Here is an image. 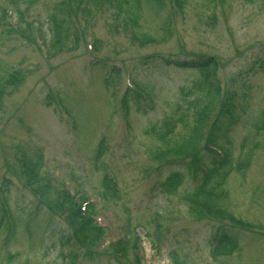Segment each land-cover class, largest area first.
I'll list each match as a JSON object with an SVG mask.
<instances>
[{
    "label": "rangeland",
    "instance_id": "rangeland-1",
    "mask_svg": "<svg viewBox=\"0 0 264 264\" xmlns=\"http://www.w3.org/2000/svg\"><path fill=\"white\" fill-rule=\"evenodd\" d=\"M61 1L71 8L73 0H0V78L14 70L23 78L12 89L0 84V264H70L71 249L78 254L74 264H134L136 253L145 260L139 264H264V130L255 129L264 113V0H187L181 12L172 11L168 0L158 12L143 5L136 33L158 40L144 47L111 27L112 11L103 2L92 4L93 16L83 25L82 9L90 2L82 0L71 10L81 43L49 58L45 21ZM166 17L172 35L162 41L159 27ZM23 30L30 39L21 36ZM203 57L217 62L221 122L229 124L223 139L216 136L233 162L243 156L250 162L228 176L221 212L193 217L183 196L199 181L185 177L174 195L161 193L160 183L183 163L155 160L159 144L145 132L178 102L180 86L200 79L195 69L165 66L159 59ZM126 73L150 100L140 99L142 112L131 103L120 105ZM58 106L69 119L59 117ZM225 111L234 122L223 118ZM184 133L178 127L173 139ZM102 139L106 150L95 161ZM104 176L116 183L117 201L102 198ZM62 181L86 192L98 222L108 223L97 243L62 245L70 235L66 219L55 212ZM234 220L256 233L239 232L240 251L213 259L210 243L221 229L237 234ZM134 234L141 250L130 244L118 259L113 243Z\"/></svg>",
    "mask_w": 264,
    "mask_h": 264
},
{
    "label": "trees",
    "instance_id": "trees-1",
    "mask_svg": "<svg viewBox=\"0 0 264 264\" xmlns=\"http://www.w3.org/2000/svg\"><path fill=\"white\" fill-rule=\"evenodd\" d=\"M101 1L90 0L92 4ZM185 1L177 0L180 10ZM81 2L82 0H74V4L70 8L65 2L61 1L51 8V12L47 17L48 29L51 35L50 40L46 44L49 57L62 51L69 53L77 49L80 38L70 13L71 10L78 8ZM142 2L149 5L154 11H159L163 8V0H106V4L113 10L111 27L115 31L123 33L131 43H136L141 47L158 42L157 39L150 35L136 33V30L140 28ZM88 9V12L84 9H82V12L91 17L92 8L89 7ZM159 29L163 32L162 41L171 35L168 20L162 21ZM25 32V30L22 32L23 37H27L24 34ZM162 63L165 65L173 64L175 67L183 69L195 68L199 71L201 79L190 86L180 87L178 89V102L159 123L151 126L145 132L147 136L154 138L159 143V146L153 152L154 159H166L183 163L181 168L169 173L160 183V191L166 195H174L185 177H191L192 179L201 178V170L196 164H207L210 168L207 177L202 179V183L193 192L186 194L184 197L194 204L203 205L209 211L216 210L220 206L219 203L227 198L224 186L230 173H240L247 167L249 161L248 157L243 156L233 163L230 150L221 146L220 148L224 150L226 156L220 160L202 144L205 129L211 126V130H214L220 124L217 114L220 104V89L217 84L213 83L217 70L216 62L212 58H199L190 61H162ZM22 81L23 78L20 71L14 70L3 79L2 85L6 89H12ZM108 81L106 78L104 81L105 85H108ZM125 101L126 103L131 101L137 110L141 111L139 97L132 94V92L128 91ZM262 117L260 126H257V129L260 130H264V113ZM178 127H181L185 133L179 138L172 140L171 138ZM213 144L215 146L218 145L216 143ZM104 149L105 142L102 139L97 148L96 159H100L104 155ZM31 173L32 171L28 173V179H31ZM4 182H7V180L5 179ZM103 182L104 191L101 194L102 197L107 201H117L119 199V191L115 183H112V180L106 176H104ZM45 194L46 192L42 193V195ZM56 199L60 204L55 208V211L65 217L73 233L67 237H62V245L76 248L77 240H81L83 243L84 241L95 243L103 237L105 230L94 226L89 218L81 217L79 207L74 204L73 198L66 191L60 192ZM82 200H85V197H82ZM89 213L94 214L92 205L89 206ZM191 215L197 216V212L193 208L191 209ZM78 228L79 230L76 231ZM129 242V238L125 237L120 243L122 247H127ZM214 243L215 245L211 250L213 258L230 256L239 250V239L235 234L231 235L220 231L218 236L215 237ZM132 246L135 247L134 244ZM119 248L116 249L118 251L117 254L123 256L121 253L127 249ZM77 257L78 254L74 249H71L68 255L70 264H74ZM134 264H138L136 259Z\"/></svg>",
    "mask_w": 264,
    "mask_h": 264
}]
</instances>
